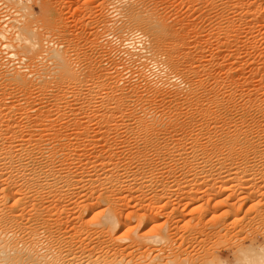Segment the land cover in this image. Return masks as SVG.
<instances>
[{"label": "bare ground", "instance_id": "1", "mask_svg": "<svg viewBox=\"0 0 264 264\" xmlns=\"http://www.w3.org/2000/svg\"><path fill=\"white\" fill-rule=\"evenodd\" d=\"M6 1H11V5H16L15 8L11 6L16 15L22 16L23 11L27 12V15L28 13L30 16L33 15V7L27 5L28 1ZM99 1L101 7H107L106 0ZM199 1L207 9L209 7L210 11L217 10L214 11L216 21L213 17L214 25L211 28L208 25L210 29L208 28L207 34L201 35L203 36L201 42H198L200 38H197L194 45L189 43L190 41L188 42L190 34L194 36L192 30H189L191 28L187 29L186 24L183 26L181 23L169 22L170 16L160 13L157 5H152V1V3L149 1L151 6L147 5L145 0L107 1L114 16L118 15L116 21L108 18L109 20L103 21L102 19L100 22H104L103 27H106L107 34L112 36L110 45L113 47L108 48L109 54L111 52L123 55V57L125 56L123 61L126 59L130 65L132 63L138 65L136 74L144 81L145 88L143 89L146 94H149L148 98L144 96L145 94L139 93V88L136 85L129 87L130 94L124 91V86L119 85L120 82L123 83V73L118 69L119 67H115L111 71L103 69L94 71L92 69L93 62L90 59L89 63H82L80 53L77 52L79 50L75 49L73 52L75 57L71 58L73 53H68L69 48L61 49L64 46L63 43L53 42L49 45L48 41L45 43H41L39 39L35 41L33 38L34 29L30 30L31 34H26V28L29 25L25 28V25L22 26V21L19 22L16 19L21 24L18 26L13 24L9 27L7 23L0 24V41H4L2 45L8 49L6 52L8 59L0 56V264H92V261L97 258L96 256L91 261L95 251L94 244L92 243V246L91 242L92 240L94 242L95 234L98 233V236H106L111 240L117 235L118 232L113 235L117 228L120 230L131 222V218L129 221V217L125 216L126 219L124 216V218L121 217L127 209L128 203L122 201V204L116 206V202L125 197L111 196L112 194L108 190H118L117 194H119L121 190L124 191L126 184V186H130L127 191L129 189L131 191V185L135 186L134 183L137 181L141 185L145 179L151 181L154 174L152 172L157 168V165H161L169 174L177 171L175 168L178 161H181L184 166L195 162V164L193 163L197 164L195 168L199 167L200 169L208 165L207 162L212 159H234L236 157L243 159L248 155L251 156L250 154L252 157L263 155L264 148H259V144H263L264 147V78H262L264 70L254 66L250 71V68L251 75L258 73L261 76L258 77L263 81L257 80L258 83H261L256 84L255 87V83L250 79L254 75L251 76L249 72V75L245 76L239 70L233 73L228 68L231 64L227 63L228 57L231 56L235 58L233 64H237L240 59V56H237L240 49H238V43H240L238 40L242 37V32L245 34L243 35L245 36L244 43L250 44L249 47L247 46L248 48L245 46L246 49L253 48L251 42L255 38V33L258 32L257 26H259V30L260 26H264V12L258 15L259 18L257 14L261 10L260 8L259 11L256 9L261 3L259 1L260 4L256 6V0ZM101 7L99 6V9ZM23 18L22 20L25 21L27 17ZM51 23L49 22V24ZM242 26H244V30ZM255 29L257 32L254 35ZM199 32L196 31L198 34ZM39 34L36 33V35ZM222 37L224 41L221 40ZM210 39H216V51L214 50L215 53L210 55L211 62L210 60L208 62L207 58H204L203 51L204 45ZM193 42L195 43V41ZM69 44L71 43L67 45ZM230 44H233L238 50L234 48L228 54H223V47L226 45L229 47ZM240 45L242 44L240 43ZM102 46L100 45V48ZM33 49L41 51L39 53L42 56H40L41 60L44 57L45 62L47 60L46 64L44 61H39L38 57L35 64L31 65V68L36 66L35 70L27 67L30 65L29 54L27 58V55L24 57L23 54L18 53ZM34 51L36 52V50ZM24 62L27 66L24 65ZM38 62H42V64L37 69L36 63ZM91 62L92 64H90ZM97 62L99 63V61ZM213 65L221 73L213 75L211 70ZM241 72L243 71L241 70ZM51 83L58 93L53 94L52 102L42 104L44 96L42 98L38 96L48 88L51 90ZM84 89L86 90L84 91ZM33 91L39 93H35L38 97L36 100H42L39 106L38 102L35 103L36 106H34V102L32 103V99L36 98L35 95L34 98L32 96ZM164 92L170 94L167 95L170 96L169 100L162 102L164 99H159L160 102H158V95L162 96L161 93ZM45 93L47 95L48 92ZM37 154H39V158ZM155 161H161L164 164L154 163ZM167 162L170 164L168 165ZM192 165L191 168H193ZM179 167L177 166V168ZM203 168L202 173H204ZM237 168V166L233 168L230 174H233ZM193 169L194 172L191 171V173L197 176ZM184 172L182 176H184ZM166 173L164 174L166 175ZM221 173L222 170L218 171V176ZM207 174L203 175L207 177ZM170 175L172 177V174ZM170 175H167L166 179L161 175V179L154 180L160 195H163L161 192H178L179 187L175 188L176 186L173 187L174 183L172 184L177 175L174 179L172 178L173 180L171 179L172 181H169ZM220 178L215 180L214 185L216 186L213 187L225 191L227 179L220 180ZM254 180H258V178H254ZM245 183L247 184V182ZM139 184L136 185L139 186ZM239 184V187L237 183V187H233L232 191L237 188L236 190H240V192L248 191L249 195L259 192L253 184L241 185L244 184L243 182H239ZM154 187L156 186L154 185ZM140 188L138 187L139 190ZM102 189L105 191L104 193ZM136 191L137 187L135 193ZM219 195L215 193V196ZM231 195L232 193L226 197ZM158 198H162V196ZM242 198L244 199L246 196ZM101 201L106 204L104 205L106 211L104 210L103 218L98 222L96 228L94 211L97 205L101 207ZM136 202L138 203V201ZM77 204H80L79 208L72 211ZM140 205L142 206V203ZM187 205L189 204L187 203ZM152 207L150 206V209ZM150 209L149 212H151ZM146 210L147 207L142 214L143 217L149 213ZM150 215L152 214L150 213L145 221H139L140 223L138 222L139 225L136 227L133 225V228L124 232L120 230L123 234L126 233L127 237L121 234L124 239H121L120 235L119 241H123L125 238L129 241L130 238H144V235L138 234V230L148 225L153 218ZM99 217L101 218V216ZM168 236L164 232L148 237L153 238L151 240L157 243H163L169 239ZM115 239L112 241H117ZM95 240L97 241V238ZM119 241L118 243H120ZM168 241L170 242V239ZM95 244L96 247L97 242ZM114 247L116 248V246ZM125 248L127 247L125 246ZM240 249V254L231 263L216 256L206 264H264V245ZM116 255L118 256V254ZM124 255L119 256L120 260L113 258L111 262L104 260L103 263H97L98 259L95 263H131L132 261H125L126 255ZM155 258H151L152 260L148 262L141 261L138 264H170L166 260L164 262L160 259L161 257Z\"/></svg>", "mask_w": 264, "mask_h": 264}, {"label": "rangeland", "instance_id": "2", "mask_svg": "<svg viewBox=\"0 0 264 264\" xmlns=\"http://www.w3.org/2000/svg\"><path fill=\"white\" fill-rule=\"evenodd\" d=\"M3 1L5 2L6 0H3ZM25 1H28V4H27V2H25L28 6L31 5V7H33L32 10H33V15H34V17H33V15L30 16L29 13L27 15L26 14L27 12H25V11H23V13L26 14V15L21 13V15H22L21 17L22 18L23 17H25V18L27 17L28 18V19L26 18L25 21H23L22 18H21L22 26L25 25L24 27L26 28L29 25V27L26 28V34H31L30 32L32 31V29H34L33 32H35V33H33V38L35 39V41H38V39H39V41H41V43H45V42L48 41L49 45H51L50 43H53V42L63 43L64 46L61 49H66V48L68 49L69 48L67 51H68V53L70 52V54L75 52V49L79 50L77 52L80 53V58L82 60V63H87V62L89 63L90 60H91L93 62V64H92V62L90 64H92V69L94 71L95 70L98 71L100 69H103L105 71L106 70L107 71H111L115 67L116 68L119 67L118 69L122 70V73H123V77H122L123 78L122 79L123 83L120 82L119 85L124 86V89H125L124 91L128 92L130 86L132 87V86L136 85V87L139 88V93H142V95L145 94L144 96L146 98H148L149 94H146L145 93L146 91H144V89H143V88H145L144 84H143L144 81L141 80L138 77V75L136 74V72H137V70H136L137 67L136 66H138V65H135V64L133 65V63L130 65V62L126 61V59L123 61V59L125 58V56L123 57V55H120V54L117 55L116 53H111V52L109 54V49L108 48L109 47L110 48L113 47V46L110 45L111 44L110 40H112V36L110 37L107 34L106 27L105 26L103 27V23L104 22L100 23L102 19H103V21L104 20L106 21L108 18L109 19L111 18L112 20L113 19L115 20L117 18V16H118V15L114 16V12L112 13V9L110 8V6L107 3V1L109 2V0H106L105 4L107 5V7L104 6L105 8H103V6L101 7V4L99 5V2H100L99 0H50V1L49 0H35V1L34 0H25ZM40 1L41 2L45 1V2H47L46 4H48V5H46L43 2L41 3ZM149 1L153 2L152 5H157V9H159L158 11H160V13L167 14L168 16H170V21L169 22H175V24H176V22L177 23H181L183 26H185V24H186L187 29H189V27H190L191 29H189V30H192V33H194V36H193V34H190V36L193 39L191 37H189L188 38V42L190 41L189 43H191V44L193 43V45L196 44L197 38H200V39H198V42H201V38L203 36H205V34H207L209 29L214 25L213 23H215V21H216V18H215L216 15L214 14V11L216 12L217 10H215V9L213 10L212 9L210 11L209 7L207 9V7H205L204 5H201L202 3L199 0H196V1H194V0H159V1L156 0V3H155V0H145V2H147L146 4L147 5L150 4V6H151L152 2L150 3ZM259 1H260L261 4L259 3ZM6 2L7 3L10 2V5H11V1H6ZM198 2H200V3L198 4ZM255 2H256V6L258 4H260L258 7H256L257 10L259 8L261 10V12H258V14H257V16H258L261 13L264 12L263 11V9H264V7H263L264 6V1L263 0H256ZM168 3H169V5H168ZM42 4L45 5V6H43ZM11 6H13L14 8L16 7V5H13V4ZM99 6L101 7L100 9H99ZM17 8L20 9L19 7H17ZM261 8H263V9H261ZM99 12H101V13H99ZM208 13L209 14L211 13L210 14L211 17H210V15ZM100 14H102V15L100 16ZM213 17L215 18V21L213 20L214 19ZM258 17L260 18V16H258ZM179 18H180V20H179ZM16 19L17 18H15L14 20L16 21ZM263 19L261 18V20H263ZM48 20H52V21H49L50 23L51 22L52 23L49 24ZM119 22H117V23H119ZM263 23H264V21H263ZM18 25H21V24L20 23H16V26H18ZM208 25L210 26V28H209ZM100 26H102V27H100ZM30 27H32V28H30ZM57 27H59V28H57ZM201 27H202V29H201ZM258 27L259 26H257V31L259 33L256 31V29L253 32V34L255 32L258 33V34L255 33L256 35L254 34L255 38L251 42V45H252L253 48L246 49V47L247 46L249 47L250 44L248 45L246 42H245L246 44L244 43L243 40L245 39V36H243V35H245V34L243 32H242V35H241L242 36L241 37L242 40H241V38L239 39L241 41L238 40V42H240L242 44V45H240V43H238V45H239L238 49L240 48L239 50L237 48H235L233 46V44H230L229 47H227V45L225 47H223V50H222L223 54L224 53L228 54V52H230V50H233L234 48L240 52V53L238 52V55H237V56H240L239 60L237 58V60H238L237 64H235V63L233 64V61L235 60V58L233 56H231L233 58L228 57L227 63H228V65L231 64L230 67L232 66L231 68L228 66V68L233 73H236L239 70L240 73H242L245 76H247V75H249V72L252 71L254 66L255 67H260L261 70L262 69L264 70V66H263L264 65V59H263L264 58V36H263L264 35V30H262V29H264V26H262V27L260 26V30L261 31L259 30ZM242 29L243 30L245 29L244 26H242ZM36 30H37V32H36ZM196 31H198V32L201 31V32H199V34H198V33H196ZM36 33H38V34L40 33V34L36 35ZM45 33H46V35H45ZM62 33H63V35H62ZM11 34H14V33L11 32ZM201 35H203V36H201ZM37 36H39L40 38H38ZM43 36H44V38H43ZM10 37H11V35H10ZM57 37H59V38H57ZM107 38H108V40H107ZM95 40L98 41L97 42L98 46H97V43L94 42ZM211 40H212V42H211ZM221 40L224 41V38L222 37ZM193 41H195V43ZM215 41H216V39H210L207 42L208 45L206 44L207 47H206V45H204L206 49L204 48V51H203L204 54L203 55H204L205 59L207 58L206 61H208V62H209V60L211 62V58L212 57L210 55L212 53H215V51H216V49H215L216 48V42ZM68 43H71V44H69L70 46L67 45ZM91 43H93L95 45H93ZM99 43H100V45H103L101 48H100ZM34 50H36V52L39 51L37 49H33V50H30V51H24V53L23 52H18V53L23 54L24 57H25V55H27L26 56L27 58H28V54H29L28 62H29L30 65L28 64V62H26L27 60L25 62L29 66H27L25 64V62H24V65H26L27 67H30V68H31V65L35 64L34 62L37 61L38 57H39L38 60L42 57L39 54L41 51L38 52V54H36V52ZM245 50H246V52H245ZM11 52H13V51L11 50ZM41 54H43V53H41ZM113 54L114 55L116 54L117 56L116 55L114 56ZM31 55L33 57H30ZM36 55H39V56H36ZM72 55H74V53ZM72 55H71V58L75 57V55L74 56H72ZM97 55H99V56H97ZM109 55H111V56H109ZM206 56H208V57H206ZM209 56H210V58H209ZM34 57H36V58H34ZM100 57H102V58L100 59ZM31 58H33V59H31ZM94 58H97V59H94ZM30 60L31 61L33 60V61L31 62ZM121 60L123 61V63H122ZM39 61H44L45 62V57L42 60L40 59ZM97 61H99V63ZM230 61H231V63H229ZM46 62H47V60H46ZM114 62H115V64H114ZM38 63H36L37 64V69L39 67H41L42 62H40L39 64ZM111 63L114 65V67H113V65ZM240 63H241V66H239ZM255 63H256L257 66L254 65ZM117 64L120 65V66H118ZM22 65H23V63H22ZM38 65H40V66H38ZM123 66H126L127 68H130V69L128 70L125 67L127 69L126 70L125 68H123ZM120 67H122V68H120ZM215 67H216L215 65L212 66V68H213V69H211L212 70V74L216 75V74L221 73L217 69V67H216V69H215ZM32 68L35 70L36 66H32ZM32 68H31V70H32ZM250 68H251V70H250ZM27 69H29V68H27ZM123 69H125V70H123ZM29 70H28V72H29ZM152 70H155V69H152ZM241 70L243 72H241ZM213 71H215L214 72L215 74L213 73ZM222 73H223V71H222ZM251 73L252 72H250V75H251ZM253 73H254V70H253ZM242 74H240V75H242ZM252 75L255 76L256 74H252ZM254 76H252L250 79H251L252 82L255 83V84L254 83L253 84L256 87L257 86L256 84H260L263 81H262L261 78H259L261 76L258 73H257L255 78H254ZM257 78H259V79H257ZM262 78H264V77H262ZM255 79H256V81H255ZM257 80H259L261 82L258 83ZM128 83H131L132 85L131 84L129 85ZM133 83H134V85H133ZM125 85L128 86V87H126ZM52 86H53V84L51 83L50 88H51L52 92H51V90L49 88L48 89L46 88L47 90H45L42 95L38 96V97H41V98H42V96H44L42 98L43 101H44V102H42V104H49V102H52L51 99H52L53 94H55V92L58 93V90L55 89L54 86H53L54 88L52 89ZM121 86H119V87H121ZM170 88H173V87L170 86ZM85 90L86 89H84V91ZM141 90H142V92H141ZM33 92H34L33 95H32L33 98H34V95L36 96V94H39L38 92L37 93L35 91H33ZM45 92H48L47 95H46ZM128 93L130 94V91ZM161 94H162V96L158 95L157 101L160 102V100L164 99V101H162V102H167L169 100V97H170V96H167V95H170V94H167L166 92L161 93ZM38 97L36 96V98H34V99L31 98L33 100L32 103L34 102V106H36L37 104L39 106V103L42 101V100L41 101L36 100V99H38ZM69 98L72 99V97H69ZM133 98H135V97L133 96ZM98 99H100V98H98ZM36 102H38V103L35 104ZM259 148L263 149L264 148L263 144H259ZM38 155L39 154H37V157H38ZM250 155L251 156L248 155V157H245L243 159H241L240 157H236L234 159L232 158L233 160L232 159H212V161L210 160V162H207V164H208V165H206L207 167L204 166V168L201 167L200 169H199V167L195 168L196 165H197V164L194 165L195 162H193L194 164L192 163L194 166L190 163L192 165V167L195 168V169H193V168L190 167L191 165H185L184 166L181 161L180 162L178 161L177 166L178 167L180 166V167L177 168V166H176L175 170H177V171H175V173H169V174L166 173L167 170L162 168L161 165H159V166L157 165L156 166L157 168H155L154 172H152L154 174H153V177H152L153 179H151V181L148 180V179H145V181H143L142 185L137 183L138 181L136 183H134V185L137 187V191H136L137 194L135 193L136 187L133 186V184L131 185L132 186V188H131L132 193H131L130 189H129V191H127L128 188L130 187V186H126L127 184L125 185L126 187L124 186V189H123L124 191L121 190L119 194H117L118 190L117 191L114 190V191H116V193H114L113 190H108L107 189L112 194L111 196H119L120 195L122 197H125L121 201H119L120 203L117 201L116 202L117 204L115 203L116 206L122 204L123 202L124 203H128L129 207L128 206L126 207L127 211L125 210V212L122 213L121 217L124 218L125 216H127V217H129V221H130V218H131V222H129L127 224L128 226L120 229L123 232L124 231H128L129 228H133V225H135V227L137 225H139L138 224L139 221H145L148 218L147 216L150 213L152 214L150 216H152L153 218L150 220V222L148 223L147 226H144V228L141 227L142 229L140 228L141 230L140 229L138 230V234L139 235H142V236L144 235L145 236L142 239L138 238L140 240H138L137 238H130V241H129V239L125 238V240H128L129 242H127L125 240H123L124 242L122 240L119 241L120 235L123 234V232L118 230V228L116 229V231L113 232L114 233L113 235H115V233L118 232L117 235H115L114 238H111V240H110V238H107L106 236L101 237V236H98L99 235L98 233H97L98 235L95 234L96 236L94 238L95 239L97 238V241L94 238L93 239H94L95 243L97 242V246H96L97 248L95 247L96 244L92 240L91 245L93 246V244H94L93 247L95 249V251H94L95 253L93 252V254H92L93 257L91 258V261L96 256H97V258H95V260L92 261V264H96L95 262L98 259H99V262L97 261V263H103L104 260H106V261L110 260V262H111V260L113 258H116V259L120 260L121 258H119V256L121 257L124 254L126 255V256L124 255L125 256V261L126 260H127V262H129V261L131 262L132 261L131 262L132 264H136V262L138 264L141 261H144V262L151 261L152 259L155 258V256H156L155 259H159L161 257L160 259L164 260V262L166 260V262L167 263L169 262L170 264H173V263L174 264H206L210 260L215 258L216 256L218 258H220L221 260H224V261H227L228 263H231V262L234 261V258L237 255L240 254V252H239L241 250L240 248H244V247H258V246L264 245V185H263L264 184V156H263L264 153H263L262 156H259V157H252V154H250ZM215 160H217V161H215ZM154 163L164 164V162L162 163L161 161L160 162L159 161H157V162L155 161ZM167 163H168V165L170 164V162H167ZM181 165H182V167H181ZM236 166L238 168L234 171L233 174L232 173L230 174V171L232 172L233 171L232 169L235 168ZM188 167H189V169H188ZM218 167H219V170H218ZM161 168H162V170H161ZM202 168L204 170L207 168L208 170H205V171L203 170L204 173H202ZM182 169H184V170H182ZM192 169L196 171V175L197 176H198L197 173H200L201 175L198 176V177L195 176V174L193 175L192 173L194 171H192ZM226 169H227V171H226ZM180 170H182V171H180ZM199 170H200V172H197ZM216 170H218L219 172H221V170H222L221 175H219L221 178L218 176V174H217L218 171H216ZM191 171H192V173H191ZM210 171H211L212 174L208 173ZM163 172L166 173V175ZM183 172H184V176H182ZM159 173H160V175H158ZM185 173L188 174V175H186ZM226 173L229 174L230 176L227 175ZM170 174H172V177H171ZM203 174L205 176L207 174V177L209 176L208 179H206L207 177H205ZM161 175L165 179H166L167 175H170L168 177L169 179L167 178L169 181H172L174 179V177L176 176L175 179L173 180L172 184L174 183L173 187L176 186L175 188L179 187L178 188L179 189L178 192L174 191V193H172L173 191L172 192L171 191H167V192H164V193L161 192V194H163V195L167 193L165 196L160 195V193H159L160 191H159V189H157L158 187H157V184H155L156 182L154 180L161 179ZM154 176H156L157 178L155 177V179H154ZM204 177H205V179H204ZM252 177H253V181H252ZM219 178H220V180H223L224 178L227 179L225 187H227L228 190L226 189L225 191H223V190H218V187L217 188L213 187V186H216V185H214L215 180L217 181V179H219ZM244 178H246V179H244ZM254 178L255 179L258 178V180H254ZM211 179H212V181H211ZM146 181H147V183H145ZM238 181L244 183V184H241V185H249V184L252 185L253 184V186H255L256 189L259 192L255 193V194H252V195H249L248 191H247L248 193L247 192H240V190H236L237 188L236 189L234 188V190H233L234 192H233L232 191L233 187H235L237 183H238V185H237L238 187L240 185ZM245 182H247V184ZM253 182L255 183V185H254ZM136 184L137 185L139 184V186H137ZM146 184H148V185H146ZM150 184H152V185H150ZM154 185L156 187H154ZM145 186H147V187H145ZM134 187H135V189H134ZM138 187L139 188L141 187L142 189L140 188V190H139ZM183 187H185V188H183ZM145 188H147V189H145ZM154 188H155V190H154ZM175 188H172V189H175ZM209 188H211V189H209ZM103 189L106 190L105 188H103ZM132 189H134V190H132ZM185 189H186V191H185ZM195 189H199L200 191H203V192H200L199 190L196 191ZM104 190H103V193L105 192ZM212 190H214V191L212 192ZM193 191L196 192L197 194L195 193L196 194L195 195ZM215 191H217L218 193L215 192ZM222 191H223V194H221ZM214 192L217 195L218 194H220V195L219 196H215ZM110 193L108 192L109 195H110ZM198 193H200L199 196H198ZM202 193H204V194H202ZM230 193H232V195L226 197ZM108 194L106 193V195H108ZM158 195L162 196V198H158V197H160ZM245 196H246V198H244L245 199L244 200L242 197H245ZM126 197H127V199H126ZM211 198H212L213 201L210 200ZM223 198H224V200H223ZM240 198H242V199H240ZM194 199H195V202H194ZM127 200H130L131 202L130 201L127 202ZM139 200H141V201H139ZM136 201H138V203ZM188 201H190V202H188ZM76 202H78V201H76ZM100 203H101L100 204L101 207L100 206L98 207V205H97L96 208H98V209L95 208V211H94V214H95L94 219H95V222H96V228L98 226V222L101 221L102 218H103L102 217L104 215L103 213L106 211L105 210L106 206H104L106 204L103 201H101ZM129 203H131V204L129 205ZM141 203H142V206L140 205ZM187 203L189 205H187ZM219 203H222V204H219ZM132 204H135V205H132ZM136 204H137V206H136ZM149 204H150V206H153L152 209H150ZM184 204H186L187 206L186 205L184 206ZM78 205H80V204L75 205V207L73 208L72 211L77 210L79 208ZM71 207H73V206H71ZM104 207H105V209H104ZM146 207H147L146 211L149 212V209H150L151 212H149V213L147 212L148 214L145 215V217H143L142 214L145 211ZM131 210H133V211H131ZM101 211H103V212H101ZM212 213H214V214H212ZM129 214L131 216H128ZM99 216H101V218ZM140 216H142V217H140ZM127 217H125L124 219H126ZM164 232L169 235L168 238L170 239V242L168 241L169 239L166 240L167 242L165 241L166 245L164 244L165 242L157 243V242L151 240L153 238H149L148 237L150 235L153 236V234H161V233H164ZM123 235L125 237H127L126 233L123 234ZM124 236L121 235V239ZM115 237H117L118 239L117 238L115 239ZM114 239L117 240V241H112ZM111 241H112L113 245L116 246V248L111 244ZM118 241L120 243H118ZM130 242L132 244H134V245H132V244L130 245ZM168 242H169V244H168ZM106 243L108 245V248H107ZM98 245H100V246H98ZM137 245H139V246H137ZM125 246L127 248H125ZM107 249H109V250H107ZM110 250L113 251V254H112V251H110ZM129 250H130L131 253L129 252ZM124 252H127V253H124ZM115 254H118V256L117 255L115 256ZM167 254L169 255V257H168ZM108 256H109V259H108ZM127 256L129 257L128 259H127ZM139 256H140V258H139ZM162 257H164V258H162ZM144 258H145V260H144ZM148 258H149V260H148ZM100 259H102V260H100ZM100 261H102V262H100ZM131 263H128V264H131Z\"/></svg>", "mask_w": 264, "mask_h": 264}, {"label": "built area", "instance_id": "3", "mask_svg": "<svg viewBox=\"0 0 264 264\" xmlns=\"http://www.w3.org/2000/svg\"><path fill=\"white\" fill-rule=\"evenodd\" d=\"M17 18L19 20V22L21 21V16L16 15V13L14 12L13 8H11V5L0 1V24H5L7 23L8 25H12V24H16L18 22L14 21V19ZM4 41H0V56L4 59H8L7 57V51L8 49H5L3 47ZM7 61V60H5Z\"/></svg>", "mask_w": 264, "mask_h": 264}]
</instances>
